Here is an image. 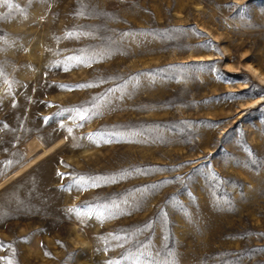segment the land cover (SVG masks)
<instances>
[{
	"label": "rangeland",
	"instance_id": "rangeland-1",
	"mask_svg": "<svg viewBox=\"0 0 264 264\" xmlns=\"http://www.w3.org/2000/svg\"><path fill=\"white\" fill-rule=\"evenodd\" d=\"M12 4H0V264H130L139 245L156 264H264V81L251 70L264 73V0ZM81 176L117 179L79 191ZM113 200L120 214L103 223L68 211Z\"/></svg>",
	"mask_w": 264,
	"mask_h": 264
},
{
	"label": "snow or ice",
	"instance_id": "snow-or-ice-1",
	"mask_svg": "<svg viewBox=\"0 0 264 264\" xmlns=\"http://www.w3.org/2000/svg\"><path fill=\"white\" fill-rule=\"evenodd\" d=\"M0 4L6 5L9 8L13 7L12 0H0ZM69 37L74 35L73 33L67 34ZM108 55L107 51H97L93 52L90 55H80V56H72L68 58L69 63H67L64 66V70L68 71L73 66H90L93 61L96 59H102ZM4 73L3 70L0 69V77H3ZM7 82V81H5ZM95 85L93 84H83L78 85V88H86V87H93ZM62 88H65V86H61ZM65 90H72L70 88H65ZM112 92L115 91H121L123 93V89H113L110 90ZM101 100H104L105 103H107V99L102 97ZM95 102V98H94ZM76 113L77 118L80 121H85L89 118V108H76L73 109ZM92 114H98V111ZM113 135L122 136V133H113ZM91 139V137H89ZM100 139L104 143H111V139H105L104 134H100ZM122 175H130L128 172H124ZM213 178L215 179V174L213 173ZM117 179V177H91V178H85L83 176L81 177H73V185L76 186L77 190L79 191H87L90 188H98L101 186L102 183H112ZM157 187V186H153ZM143 191V190H142ZM124 203H127V201H124ZM69 212L75 213L78 217L81 219L83 218H92L95 217L97 221L103 223L106 220L117 218V216L120 214V205L113 200L110 204L103 203L98 204L96 206H87L86 211H81L78 207H72L68 209ZM110 238L112 240L120 241L119 244L120 247L124 246V243H126L129 239L127 236H119V235H111ZM107 240L108 238H102ZM2 246V245H0ZM125 259L130 260V264H156L154 258L151 257V254L146 250L143 249L142 245L136 246L134 251H129L127 253V256ZM7 264H12L11 261H8ZM109 264H119L118 261H110Z\"/></svg>",
	"mask_w": 264,
	"mask_h": 264
},
{
	"label": "bare ground",
	"instance_id": "bare-ground-1",
	"mask_svg": "<svg viewBox=\"0 0 264 264\" xmlns=\"http://www.w3.org/2000/svg\"><path fill=\"white\" fill-rule=\"evenodd\" d=\"M251 70L254 75H256L258 78H260L262 81H264V73L259 71L258 69L251 67Z\"/></svg>",
	"mask_w": 264,
	"mask_h": 264
}]
</instances>
